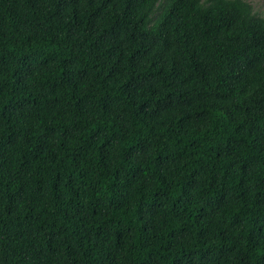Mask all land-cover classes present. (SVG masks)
Instances as JSON below:
<instances>
[{
	"label": "trees",
	"instance_id": "obj_1",
	"mask_svg": "<svg viewBox=\"0 0 264 264\" xmlns=\"http://www.w3.org/2000/svg\"><path fill=\"white\" fill-rule=\"evenodd\" d=\"M0 264H264V18L0 0Z\"/></svg>",
	"mask_w": 264,
	"mask_h": 264
},
{
	"label": "rangeland",
	"instance_id": "obj_2",
	"mask_svg": "<svg viewBox=\"0 0 264 264\" xmlns=\"http://www.w3.org/2000/svg\"><path fill=\"white\" fill-rule=\"evenodd\" d=\"M248 2L254 13L264 18V0H245Z\"/></svg>",
	"mask_w": 264,
	"mask_h": 264
}]
</instances>
